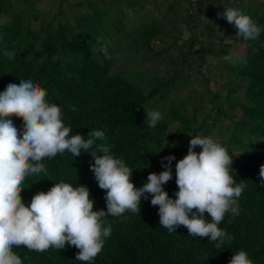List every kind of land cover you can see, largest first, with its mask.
<instances>
[{"label":"trees","instance_id":"16d2710c","mask_svg":"<svg viewBox=\"0 0 264 264\" xmlns=\"http://www.w3.org/2000/svg\"><path fill=\"white\" fill-rule=\"evenodd\" d=\"M36 1L0 0V92L20 79L39 83L47 101L61 107L70 135L81 133L88 139L91 130L105 133L93 149L109 145L111 154L133 170L136 187H142L151 172L165 170L164 157L175 156L172 179L164 185L173 198L178 191L175 166L188 153L191 135L218 142L228 135L220 143L233 158L235 182L244 187L239 215L228 212L218 225L231 237L219 248L217 242L188 235L183 226L171 233L160 226L158 206L149 196L142 197L139 213L126 210L121 217L106 218L103 227L110 223L111 235L92 261L76 260L79 249L71 245L43 253L14 246L22 264H229L240 250L253 264H264V182L259 176L264 165V0H160L150 12L145 11L150 0H60L68 2L71 14L62 19L60 10L52 21L38 13ZM223 6L249 15L260 26V36L238 37L234 25L218 15ZM111 9L121 14L111 22L114 33L132 36L133 51L148 53L143 62L158 56L167 68L165 75L143 86V79L132 74L113 73L116 57L101 48L112 39L105 24ZM129 18L132 28L125 25ZM33 21L40 22L39 29L33 28ZM229 55L232 60L226 61ZM188 87L195 88L188 95L193 101L189 112L186 102L178 106L172 94ZM161 99L169 100L171 108L161 111L163 119L149 128L144 108L158 110ZM12 119L23 131L22 119ZM224 121L229 126L223 128ZM91 151L44 158L46 171L25 178L23 202L30 205L37 192L64 181L74 187L87 185L94 210L106 211V190L91 170Z\"/></svg>","mask_w":264,"mask_h":264},{"label":"clouds","instance_id":"9594fccd","mask_svg":"<svg viewBox=\"0 0 264 264\" xmlns=\"http://www.w3.org/2000/svg\"><path fill=\"white\" fill-rule=\"evenodd\" d=\"M223 8L218 15L234 25L238 37L256 40L260 36V26L249 15L237 8ZM101 48L107 54V48L103 45ZM224 59L231 61L232 56ZM46 96V89L31 79L8 83L0 92V264H22L14 246L43 253L49 248L62 250L71 245L79 249L76 260L92 261L102 251L104 238L111 235V224L103 227L106 218L121 217L126 210L139 213L142 197L149 196L151 204L158 206L160 226L170 233L183 226L190 236L217 242V248L226 240L230 242L231 237L218 225L228 212L239 215L238 198L244 186L235 182L230 170L233 158L220 142L189 133L192 138L188 153L175 166L178 191L173 198L164 185L172 179L171 162L175 156L164 157L165 170L151 172L144 185L136 187L133 170L123 158L111 154L109 145H96L93 149L95 140H103L105 133L91 130L88 139L81 133L70 135L61 107L48 102ZM144 109L148 127L155 128L163 119L162 114ZM12 117L22 119L23 131ZM197 146L202 150L197 152ZM82 150H92L91 170L98 186L106 190V211L94 210L87 185L74 187L64 181L55 183L46 192H37L30 205L23 202L25 178L46 171L44 158L65 152L78 157ZM98 151L102 154H97ZM259 176L264 182V165L260 166ZM229 264H253V261L246 251L240 250Z\"/></svg>","mask_w":264,"mask_h":264},{"label":"rangeland","instance_id":"374dc122","mask_svg":"<svg viewBox=\"0 0 264 264\" xmlns=\"http://www.w3.org/2000/svg\"><path fill=\"white\" fill-rule=\"evenodd\" d=\"M77 0H72V2H76ZM160 0H150L148 1V4L146 5L145 11H153L157 6L154 2H159ZM37 7H38V13L42 17H45L47 21H52L53 16L58 13L60 10L64 13V17H67L70 15V5L68 2H60V0H37ZM103 7V5H102ZM112 14L108 16L106 19V25L109 27L110 35L112 36L111 41L108 43L107 47V53L112 54L116 57V61L114 63V66L112 68L113 73L115 74H132L131 76H136V79L142 80L143 79V86H147L150 82V80L156 76L160 75L163 76L166 74V66L161 61V59L158 56H154L151 59L143 62L144 60L143 56L145 54H148L146 50H141L139 52H134L132 47V36H128L127 33L125 34H116L114 33V29L111 26V22L118 17L121 16V14L116 13L115 9H111ZM138 10V8L135 9V11ZM206 21H208V17L206 18ZM125 25L127 28H132L133 22L132 20L125 19ZM32 26L34 29L40 28V22L33 21ZM180 28L184 29V36L185 38L189 37V32L185 30V25L180 24ZM106 35H104L105 37ZM100 41H103V37ZM211 61V60H209ZM194 87H197L199 91L203 90V87L198 85H195ZM194 87H188L187 89H184L182 92L177 91V94L172 93L175 95L174 100L176 101V104L178 106L181 105L183 101H185V107L188 110V112L192 108L193 101L191 100L189 94L193 93ZM201 89V90H200ZM216 87L212 85V90H215ZM206 101L209 102L210 98L206 97ZM157 106L159 107V112L165 114L166 112H169L170 107V101L161 99L158 100ZM173 101V100H172ZM222 127L225 128L228 125L227 121L222 122ZM228 138V135H223L220 139V142L223 144L225 140ZM196 151L198 152L197 148ZM240 152V150H238Z\"/></svg>","mask_w":264,"mask_h":264}]
</instances>
